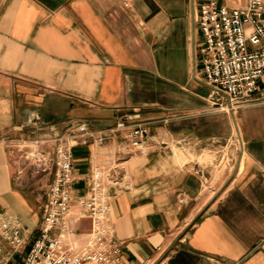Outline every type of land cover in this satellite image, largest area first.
<instances>
[{"label":"crops","instance_id":"0c3cea01","mask_svg":"<svg viewBox=\"0 0 264 264\" xmlns=\"http://www.w3.org/2000/svg\"><path fill=\"white\" fill-rule=\"evenodd\" d=\"M206 1L0 0V217L18 220L24 238L15 248L0 232L8 264H22L39 236L54 174L8 141L80 122L106 131L125 116L147 128L141 151L120 135L72 149L67 222L77 244L90 230L92 174L111 169L103 181L123 264H264V102L233 114L208 102L198 28ZM234 134L237 155L214 164L215 180L197 160Z\"/></svg>","mask_w":264,"mask_h":264},{"label":"built area","instance_id":"2783aa9c","mask_svg":"<svg viewBox=\"0 0 264 264\" xmlns=\"http://www.w3.org/2000/svg\"><path fill=\"white\" fill-rule=\"evenodd\" d=\"M198 12L199 53L211 107L233 114L249 104L264 102V0H246L243 6L209 0L199 4ZM128 120L122 117L110 129L95 133L80 122L73 123L65 134L53 131L49 136L8 141L37 172L54 169L48 195L41 204L39 236L22 264H123L122 245L110 221V195L103 181L106 172L110 178L111 169L96 168L92 174L89 197L84 203L90 230L81 244L69 229L67 217L69 188L74 179L72 149L81 139L87 143L95 137V142L102 145L120 135L132 151H141L147 128ZM50 144L53 150L46 148ZM178 202L183 204L184 198ZM0 232L11 246L22 247L24 238L18 220L10 222L0 217ZM0 264H8V258L1 256Z\"/></svg>","mask_w":264,"mask_h":264},{"label":"rangeland","instance_id":"374dc122","mask_svg":"<svg viewBox=\"0 0 264 264\" xmlns=\"http://www.w3.org/2000/svg\"><path fill=\"white\" fill-rule=\"evenodd\" d=\"M224 113H227L223 111ZM229 114V113H227ZM238 134H234L233 138L227 142V145L224 147L223 151H220L215 154H205L201 158H199L197 161L199 165L203 166H209L211 167V174H215V171H217V168L214 166V164L218 163L220 160V164H225L230 160V156H236L237 152L239 150V144H238ZM225 153V154H224ZM232 156V157H233ZM230 157V158H229ZM226 165V164H225ZM215 168V169H214Z\"/></svg>","mask_w":264,"mask_h":264},{"label":"bare ground","instance_id":"6f19581e","mask_svg":"<svg viewBox=\"0 0 264 264\" xmlns=\"http://www.w3.org/2000/svg\"><path fill=\"white\" fill-rule=\"evenodd\" d=\"M225 154V153H224ZM233 156V155H232ZM221 160V159H220ZM219 167V166H218ZM224 167V166H223ZM222 173V170H220L219 168L217 169V171H215V174L213 176V179H217ZM215 182V181H214Z\"/></svg>","mask_w":264,"mask_h":264}]
</instances>
